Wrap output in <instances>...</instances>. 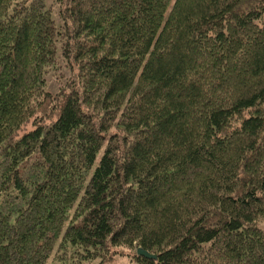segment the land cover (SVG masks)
Instances as JSON below:
<instances>
[{"label": "trees", "instance_id": "1", "mask_svg": "<svg viewBox=\"0 0 264 264\" xmlns=\"http://www.w3.org/2000/svg\"><path fill=\"white\" fill-rule=\"evenodd\" d=\"M114 255L264 264V0H0V264Z\"/></svg>", "mask_w": 264, "mask_h": 264}, {"label": "rangeland", "instance_id": "2", "mask_svg": "<svg viewBox=\"0 0 264 264\" xmlns=\"http://www.w3.org/2000/svg\"><path fill=\"white\" fill-rule=\"evenodd\" d=\"M59 24H61L62 26V22H56V27L58 29L61 28V26H58ZM60 44V43H59ZM59 46V45H58ZM68 62L65 61L62 57L57 56L55 58V62L54 65L51 66V68L47 69V73L44 76L45 80H46V84L44 86V89L47 91H55L58 83L61 77V74H65L67 75L69 67H68ZM31 125L29 124L26 128H29ZM111 264H136L135 261L129 260L127 255H114V258L112 260Z\"/></svg>", "mask_w": 264, "mask_h": 264}, {"label": "water", "instance_id": "3", "mask_svg": "<svg viewBox=\"0 0 264 264\" xmlns=\"http://www.w3.org/2000/svg\"><path fill=\"white\" fill-rule=\"evenodd\" d=\"M136 255L138 256H142L144 258H147V259H154L155 256L153 254H149L148 252L142 250V249H136Z\"/></svg>", "mask_w": 264, "mask_h": 264}]
</instances>
